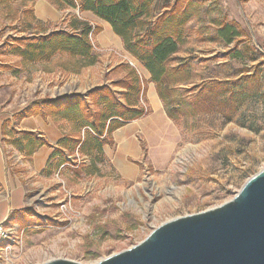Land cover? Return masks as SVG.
<instances>
[{
	"label": "rangeland",
	"instance_id": "1",
	"mask_svg": "<svg viewBox=\"0 0 264 264\" xmlns=\"http://www.w3.org/2000/svg\"><path fill=\"white\" fill-rule=\"evenodd\" d=\"M24 1L33 15L38 2L58 11L69 10H59L54 0H13L7 6L0 5V47L9 35L22 34L19 33L23 30L22 22L25 18L29 20L23 15ZM172 1L158 0L154 9ZM200 6L199 16L187 24V43L177 56L195 58L198 67L194 84L208 75L232 79L257 71L261 96L248 104V122L245 126L237 121L224 124L213 115L178 122L169 119L167 149L160 152L157 143L152 150L145 149L139 174L133 179L123 177L108 162L100 165L94 175H86L79 170L76 155L65 153L67 163L55 171L52 185H45L47 189L38 191L42 195H35V202L30 203L37 205L38 215L34 219L28 217L29 221L14 231L19 245L12 246L6 256L10 258L9 264H43L55 259L96 264L140 243L162 223L230 201L251 176L264 168V0H205ZM211 20L240 29L241 37L234 41L235 49L243 55L240 61L224 58L228 48L234 50L232 45L225 47L206 40L214 35ZM43 24H49L48 31L64 27L61 20ZM94 37L92 44L98 62L76 75L59 67L65 64L60 57L46 64L22 65L17 57L0 49V105L17 109L28 104L13 116L14 123L24 119L18 120L16 116L37 99L86 95L124 77L116 68L111 71L115 74L108 76L109 67L121 61L104 52L111 48L99 49ZM214 54L216 59L208 60ZM252 57L254 61L250 60ZM202 59L207 61L198 62ZM207 66L215 70L211 72ZM120 74L123 77L118 79L116 76ZM148 85L143 82L142 101L150 114L146 100ZM114 90L121 91L117 87ZM32 110L26 118L39 115L46 119L36 108ZM250 124L258 132L249 129ZM6 126L8 130L10 126ZM245 171H250L247 176Z\"/></svg>",
	"mask_w": 264,
	"mask_h": 264
},
{
	"label": "trees",
	"instance_id": "2",
	"mask_svg": "<svg viewBox=\"0 0 264 264\" xmlns=\"http://www.w3.org/2000/svg\"><path fill=\"white\" fill-rule=\"evenodd\" d=\"M13 0H0L7 6ZM30 1V0H29ZM158 0H54L62 10L70 8L81 13H91L107 22L113 33L122 41L124 50L148 71L149 82L154 84L156 93L168 119L174 122L196 120L201 115H213L224 124L237 121L245 126L248 122V104L260 98L258 72L236 78L200 77L194 84L197 69L195 58H178L183 45L187 43V24L200 14V5L205 0H174L155 10ZM21 6L25 20L23 30L2 43L4 54L19 59L22 65L46 64L60 57L65 60L67 73L79 74L83 69L98 62L89 35L101 30L93 27L76 15L66 17L63 28L48 31L49 24L38 21L31 8ZM214 35L206 40L223 44L228 48L224 58L240 61L242 53L235 49L234 41L241 37L240 29L232 24L211 20ZM36 29V32H33ZM208 31V28L206 29ZM217 54L208 58L216 59ZM254 61V57L250 59ZM207 60H199L205 62ZM207 68L213 72L215 67ZM116 69L124 77L109 85L96 87L86 95L69 94L56 98L37 99L16 118H26L36 108L43 117L69 124L70 133L54 148L42 175L49 176L65 163V153L82 158L79 170L92 176L98 167L106 164L103 148L113 143L112 135L127 123L139 120L148 114L139 101L144 96L143 81L135 68L119 64ZM243 72H240V74ZM114 87L121 91L115 92ZM243 109V110H242ZM3 126L2 141L30 159L41 147L51 145L40 134L18 130H7ZM249 129L254 132L252 124ZM68 155V156H69ZM249 170V169H248ZM250 172V171H249ZM247 171L244 176H247Z\"/></svg>",
	"mask_w": 264,
	"mask_h": 264
},
{
	"label": "crops",
	"instance_id": "3",
	"mask_svg": "<svg viewBox=\"0 0 264 264\" xmlns=\"http://www.w3.org/2000/svg\"><path fill=\"white\" fill-rule=\"evenodd\" d=\"M66 9L69 10L58 11L54 7L44 6L41 2H38L34 7V15L41 23H47L48 21H63L66 16L72 14L80 20L99 27L101 30L94 37L96 46L99 49L111 48L127 56L132 61L142 81L149 84L146 100L151 113L116 130L112 135V145L103 148L105 159L109 165L114 170H118L123 177L133 179L139 174V162L145 155V149L152 150L156 147V143L160 145L158 147L160 152L167 149L165 144L167 140L166 125L170 120L165 114L154 84L149 82L150 75L148 71L124 50L121 39L113 33L111 26L91 13L79 14L76 10ZM63 14H66L65 17ZM107 57L104 55V58ZM107 63L110 64L112 61ZM121 63H115L109 67L107 70L109 77L115 74L111 71L115 70ZM52 72L51 70L46 74L50 75ZM42 74L45 75V71ZM122 75L116 77L119 79L123 77ZM57 88L58 86L53 87V89ZM27 106L28 104L23 107ZM23 107L14 109L9 105H0V222H5L14 231L20 228L21 223L29 221V218L34 219L39 213L37 205L31 206L30 203L35 202L33 201L36 198L35 195H42L38 194V191L42 189V192H44L47 189L45 185H52L54 181L55 171L49 176L42 175V171L45 169L54 148L41 147L30 159H26L16 149L3 143V126L5 124L9 125L8 130L11 128L18 131L38 132L54 147L63 138V134L70 133V128L65 123L55 121L50 117L43 119L39 115L24 118L14 123L13 116ZM82 160V158L78 159L79 162Z\"/></svg>",
	"mask_w": 264,
	"mask_h": 264
},
{
	"label": "water",
	"instance_id": "4",
	"mask_svg": "<svg viewBox=\"0 0 264 264\" xmlns=\"http://www.w3.org/2000/svg\"><path fill=\"white\" fill-rule=\"evenodd\" d=\"M96 264H264V168L230 201L162 223L140 243Z\"/></svg>",
	"mask_w": 264,
	"mask_h": 264
},
{
	"label": "built area",
	"instance_id": "5",
	"mask_svg": "<svg viewBox=\"0 0 264 264\" xmlns=\"http://www.w3.org/2000/svg\"><path fill=\"white\" fill-rule=\"evenodd\" d=\"M89 38L92 41V34L89 35ZM104 52H107L108 55L116 56L117 58L120 59L121 62L134 68L132 61L129 60V58L123 55L122 53L115 51L113 49H107ZM139 105L146 111L147 108L145 107L142 98L139 101ZM17 244L19 245L14 230L7 227L4 222H0V264H9L10 258H7L6 256L8 255V253L9 254L11 253L10 252L11 247Z\"/></svg>",
	"mask_w": 264,
	"mask_h": 264
}]
</instances>
